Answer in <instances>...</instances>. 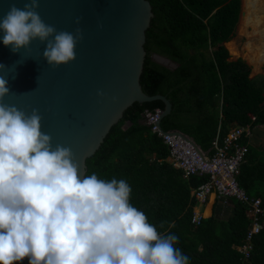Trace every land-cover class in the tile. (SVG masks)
<instances>
[{
  "label": "trees",
  "instance_id": "obj_1",
  "mask_svg": "<svg viewBox=\"0 0 264 264\" xmlns=\"http://www.w3.org/2000/svg\"><path fill=\"white\" fill-rule=\"evenodd\" d=\"M154 17L146 32L147 52L141 77L143 91L163 95L172 112L162 128L191 137L209 156L213 142L235 125L264 123V93L250 79L243 62H229L224 43L235 34L240 0H149ZM160 54L178 68L170 70L151 60ZM161 101L135 103L112 127L104 143L87 160V175L125 179L132 193L130 203L143 211L160 232L178 237L176 245L190 264H264V230L254 240V251L242 260L237 248L244 244L250 218L245 205L229 199L234 213L228 220L212 218L192 223L195 199L191 192L208 181L206 175L184 178L168 162L163 139L142 124L144 112L164 110ZM249 149L237 176L248 195L259 198L264 208V162ZM164 222L163 229L160 224Z\"/></svg>",
  "mask_w": 264,
  "mask_h": 264
},
{
  "label": "clouds",
  "instance_id": "obj_2",
  "mask_svg": "<svg viewBox=\"0 0 264 264\" xmlns=\"http://www.w3.org/2000/svg\"><path fill=\"white\" fill-rule=\"evenodd\" d=\"M38 8L30 0L9 9L0 19L3 44L19 53L39 40L49 66L74 62L82 30L57 31ZM7 81L0 75V264H190L178 237L130 203L125 179L81 177L72 150L52 147L38 110L6 105Z\"/></svg>",
  "mask_w": 264,
  "mask_h": 264
},
{
  "label": "water",
  "instance_id": "obj_3",
  "mask_svg": "<svg viewBox=\"0 0 264 264\" xmlns=\"http://www.w3.org/2000/svg\"><path fill=\"white\" fill-rule=\"evenodd\" d=\"M29 2L0 0V19L13 5L23 9ZM37 11L57 31L82 30L77 58L68 65L49 66L42 55L46 44L36 40L29 49L14 53L3 44L0 31V63L7 66L0 75L8 79L10 91L4 103L28 115L38 110L42 131L51 136L52 147L72 150L81 177L87 174V160L135 103L163 102L165 109L158 125L165 132L162 120L172 112L171 101L160 94H146L141 85L146 32L154 17L149 0H39ZM245 17L244 9L242 20ZM151 60L170 70L178 67L160 54H153ZM174 134L188 140L205 158L190 137L180 131Z\"/></svg>",
  "mask_w": 264,
  "mask_h": 264
},
{
  "label": "built area",
  "instance_id": "obj_4",
  "mask_svg": "<svg viewBox=\"0 0 264 264\" xmlns=\"http://www.w3.org/2000/svg\"><path fill=\"white\" fill-rule=\"evenodd\" d=\"M161 115L162 110L155 112L146 110L144 122L163 139L164 144L169 148L171 163L183 172L185 178L206 175L209 179L193 191L195 201L198 204H205L211 195L217 194L226 200H236L248 209L250 225L244 244L239 246L237 251L243 260L250 259L254 251V240L264 230V208L261 200L248 195L237 181L241 164L249 152V147L242 142L249 130L236 128L220 143L215 144L213 155H205L203 159L188 140L174 134V131H162L158 125ZM202 221V215L193 216V224L200 225Z\"/></svg>",
  "mask_w": 264,
  "mask_h": 264
},
{
  "label": "crops",
  "instance_id": "obj_5",
  "mask_svg": "<svg viewBox=\"0 0 264 264\" xmlns=\"http://www.w3.org/2000/svg\"><path fill=\"white\" fill-rule=\"evenodd\" d=\"M240 1H241L240 16H239V21L236 26L235 34H234V37L230 41H227L229 42V44L227 45L228 47H225L229 54L228 61L236 62L238 60H242L243 62H245L251 69L250 79L255 84V86L263 90V93H264V17H263L264 16V4L260 12H258L257 14H254L253 16V19L255 21H260L262 23L261 26L258 27L257 29H254L252 27L247 28L248 31L246 34V32H242L241 30V27H242L241 17H242V12L244 10L245 2L244 0H240ZM255 15L256 16L259 15V16L256 17ZM241 40H244L243 46H241L240 44ZM227 42L224 43V46ZM250 118L252 120V123L248 124L247 126L235 125L229 130V132L225 135V137L228 134H230L233 130H235L236 128H244V129L249 130L246 136L243 137L242 142L246 144L249 147V149L254 152V156L258 157L256 160L257 163H261V162H264V123L253 125V123L256 122L257 117L254 115H251ZM143 121H144V118H143ZM222 140L223 138L219 139V134H218L217 138L213 142V149L215 147V144L220 143ZM198 147L201 149L199 145ZM201 151L204 152L202 149ZM204 153L205 155H208L206 152ZM168 162L172 165L174 169L179 170L171 163L169 157H168ZM194 190H192L191 192L192 198H194L193 197ZM200 205L205 206L203 212H199L197 209V207H199ZM233 213H234V205L231 201L223 199L219 197L217 194H213L209 197L207 203L205 204H198L197 202L195 203V206L193 207L192 219H193V216L197 214V215H202L203 220H210L212 218H216L218 220L224 221V220H228L233 215Z\"/></svg>",
  "mask_w": 264,
  "mask_h": 264
},
{
  "label": "bare ground",
  "instance_id": "obj_6",
  "mask_svg": "<svg viewBox=\"0 0 264 264\" xmlns=\"http://www.w3.org/2000/svg\"><path fill=\"white\" fill-rule=\"evenodd\" d=\"M244 2H245L244 3L245 4L244 9L246 11V17L244 20H242V27H241L242 32H243V30H245L249 27L257 29L258 27L261 26L262 23L260 21H255L253 19V16H254V14H257L258 12H260V10L262 9V6L264 4V0H244ZM257 16H259V15H257ZM260 17H262V16H260ZM230 47H232V46H230Z\"/></svg>",
  "mask_w": 264,
  "mask_h": 264
},
{
  "label": "rangeland",
  "instance_id": "obj_7",
  "mask_svg": "<svg viewBox=\"0 0 264 264\" xmlns=\"http://www.w3.org/2000/svg\"><path fill=\"white\" fill-rule=\"evenodd\" d=\"M243 26H244V25H243ZM245 30H246V31H245ZM245 30H243V32H246V34H247L248 29H245ZM240 44H241V46H243V44H244V40H241V41H240ZM204 208H205L204 205H200L199 207H197V209H198L199 212H203Z\"/></svg>",
  "mask_w": 264,
  "mask_h": 264
}]
</instances>
